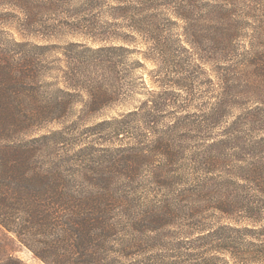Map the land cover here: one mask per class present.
Listing matches in <instances>:
<instances>
[{
	"label": "trees",
	"instance_id": "1",
	"mask_svg": "<svg viewBox=\"0 0 264 264\" xmlns=\"http://www.w3.org/2000/svg\"><path fill=\"white\" fill-rule=\"evenodd\" d=\"M113 1L122 44L50 58L26 36L73 0H0V229L44 264H264V0ZM136 37L173 77L104 117Z\"/></svg>",
	"mask_w": 264,
	"mask_h": 264
},
{
	"label": "rangeland",
	"instance_id": "2",
	"mask_svg": "<svg viewBox=\"0 0 264 264\" xmlns=\"http://www.w3.org/2000/svg\"><path fill=\"white\" fill-rule=\"evenodd\" d=\"M77 1L80 0H73L71 5L40 17L41 19L38 20L36 26L38 27V31L48 29L45 31L51 34H47V37L36 36V33H31L26 36L27 39L33 43H49L56 46L57 49L50 58L60 56V47L65 46L70 41H80L92 47L99 45H117L122 44L118 38L119 35L130 33L125 26H123L125 24L120 19H117V10L112 9V6L116 5L113 0H89L87 5L83 7H80L83 3L80 4ZM74 23H82L78 24L79 26L84 25L83 28H80L83 29L82 32L77 30L79 28L74 27V25H76ZM58 26L59 28H55ZM70 29H73V31ZM7 30L15 39H21L20 34L12 26ZM77 31L80 32L76 33ZM170 32L172 33V39H176V37L183 38V36L180 35L181 29L178 27ZM146 43L139 37H136L135 43H133V45H128L131 52L127 54L124 60V67L126 70H124L125 76L123 79L125 82L130 83L133 90L131 88L125 90V92L130 95L125 101L117 100V64L115 71L113 69L109 70L108 68L102 70L107 74L102 83H104L105 87H112L111 89H114L113 98L101 106V113L104 117L115 116L125 108L138 105L145 98L148 89L159 90L161 89V82L165 77H173L170 68H166L169 62H166V64L161 62L166 59V55L156 54V56H153L151 59V56H149L150 53L147 51L148 44ZM242 44L244 43L242 42ZM241 49L242 48H240V50ZM146 55L147 58L145 57ZM113 59L117 61V55H113ZM171 60H173L172 57ZM207 71L210 72L209 69H207ZM206 74L208 77L210 76L209 73ZM169 89L175 91L172 87ZM196 92L199 93V90H195V93ZM75 108L79 111L81 107L77 105ZM167 111L170 112L171 107H168ZM96 116L97 115H93L86 124L89 125L91 122L99 121L100 119ZM72 119H75V117H72ZM60 126V124L55 123L42 128L36 127L33 133L41 134L48 130L57 129ZM104 132V134H106L107 131ZM90 137L91 136L86 138V141L91 140ZM101 143L105 142L101 141ZM116 144L117 143L114 145ZM102 145L104 144H100L99 146ZM260 224L263 225L264 220ZM241 225L243 226L245 224L241 223ZM258 226L259 225H257V227ZM12 237L13 236L5 233L3 229H0V244L2 246L0 254L11 252L14 257L20 259L25 264H44L37 259L28 248L12 240ZM246 237V239L250 240V235ZM191 257L193 256H187L185 258L188 259Z\"/></svg>",
	"mask_w": 264,
	"mask_h": 264
}]
</instances>
